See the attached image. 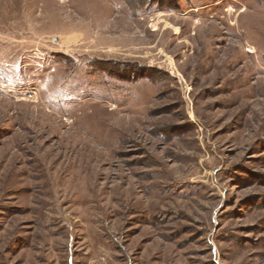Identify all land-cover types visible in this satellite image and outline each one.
<instances>
[{"label":"rangeland","instance_id":"rangeland-1","mask_svg":"<svg viewBox=\"0 0 264 264\" xmlns=\"http://www.w3.org/2000/svg\"><path fill=\"white\" fill-rule=\"evenodd\" d=\"M0 264H264V0H0Z\"/></svg>","mask_w":264,"mask_h":264}]
</instances>
